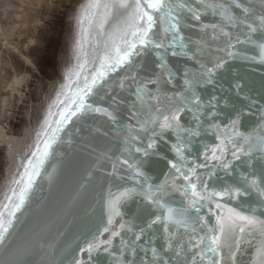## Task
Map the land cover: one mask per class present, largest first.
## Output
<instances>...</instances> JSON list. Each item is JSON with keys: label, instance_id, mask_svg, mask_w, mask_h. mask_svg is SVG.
<instances>
[{"label": "water", "instance_id": "95a60500", "mask_svg": "<svg viewBox=\"0 0 264 264\" xmlns=\"http://www.w3.org/2000/svg\"><path fill=\"white\" fill-rule=\"evenodd\" d=\"M89 10L0 264H264V0Z\"/></svg>", "mask_w": 264, "mask_h": 264}, {"label": "rangeland", "instance_id": "374dc122", "mask_svg": "<svg viewBox=\"0 0 264 264\" xmlns=\"http://www.w3.org/2000/svg\"><path fill=\"white\" fill-rule=\"evenodd\" d=\"M84 1L0 0V126L6 132L22 133L27 110L39 105L51 84L65 83L78 62ZM7 163L0 145V186Z\"/></svg>", "mask_w": 264, "mask_h": 264}, {"label": "bare ground", "instance_id": "6f19581e", "mask_svg": "<svg viewBox=\"0 0 264 264\" xmlns=\"http://www.w3.org/2000/svg\"><path fill=\"white\" fill-rule=\"evenodd\" d=\"M100 1L101 0L97 1V8H96L94 7V5L89 7L91 0H85L83 3V6L80 9L81 10L80 14H82L83 16H79V21H80V18L81 20H84V17L87 15L85 14V10L87 8H90L88 12L87 20L93 23L98 13ZM93 14H96V15H93ZM15 80L16 81L14 82L21 84V80L16 79V77H15ZM64 81L61 82L62 84L60 83L51 84L49 91L45 92L42 95L39 101V105L38 106L36 105L35 108L32 105L30 108L33 111L32 110L30 111V109L27 110L26 117H28V123L27 125H25L22 133L10 134L6 132L7 130L5 131L3 129L4 127L1 128L0 126V145L6 149L7 158H8V163L6 167V175L0 186V215L2 211L4 210L5 208L4 206L7 203L12 192L19 184V181L21 180L23 176L26 165L31 159L35 149L37 148V145L43 139L46 129L48 128L49 120L47 121L44 120L42 118V114L43 115L46 114L48 110V106L50 104L53 107L56 104H58V102L61 99H64L67 92L70 91L72 87L70 85L71 82L68 85L66 84L64 85L63 84Z\"/></svg>", "mask_w": 264, "mask_h": 264}]
</instances>
